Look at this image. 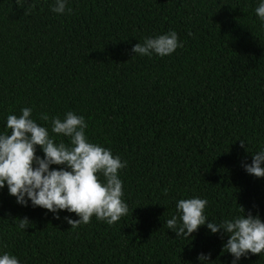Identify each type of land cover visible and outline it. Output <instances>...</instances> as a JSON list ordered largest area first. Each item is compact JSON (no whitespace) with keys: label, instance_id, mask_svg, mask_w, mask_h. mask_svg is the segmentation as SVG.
I'll use <instances>...</instances> for the list:
<instances>
[{"label":"trees","instance_id":"1","mask_svg":"<svg viewBox=\"0 0 264 264\" xmlns=\"http://www.w3.org/2000/svg\"><path fill=\"white\" fill-rule=\"evenodd\" d=\"M258 3L68 0L72 11L56 14L54 0H0V132L8 131L6 116L24 107L49 131L53 116L82 115L88 139L127 162L118 175L128 205L112 225L93 216L72 228L63 217L75 220L74 213L56 219L21 206L5 187L0 251L20 264H197L202 252L210 253L208 264H228L218 234L201 226L189 240L176 238L166 220L177 200L192 196L207 200L210 220L239 206L264 220V177L241 167L264 147ZM169 30L182 44L171 55L131 52L144 37ZM240 264H264V253Z\"/></svg>","mask_w":264,"mask_h":264},{"label":"clouds","instance_id":"2","mask_svg":"<svg viewBox=\"0 0 264 264\" xmlns=\"http://www.w3.org/2000/svg\"><path fill=\"white\" fill-rule=\"evenodd\" d=\"M68 0H54L51 11L70 13ZM255 14L264 26V0H259ZM182 44L177 33L146 36L142 43L132 46L131 52L140 56L160 57L171 55ZM33 109L24 107L20 115L6 116L5 128L0 132V189L7 188L9 195L21 206L40 207L60 219L58 213L66 210L78 218L65 215L63 220L75 228L87 224L91 217L109 225L128 214V205L122 199L123 182L118 172L127 166L111 149L91 142L85 134L88 127L85 118L73 111L63 118L53 116L49 128L32 118ZM43 121H49L41 113ZM54 133L68 139L56 143ZM244 142L241 141L243 147ZM39 148L41 155H37ZM57 166V167H52ZM246 174L264 177V147L251 154V162H241ZM103 177L101 179L100 177ZM207 200L198 196L176 201V214L166 220V227L176 238L189 240L199 227L211 234H218L223 241L221 252L230 255L228 264H240L249 254L264 253V220L252 210L245 212L239 206L238 213L221 220H210L205 214ZM28 219H20L18 227L25 230ZM226 237V239H225ZM197 264L212 261L210 253H198ZM0 264H20L19 259L7 251H0Z\"/></svg>","mask_w":264,"mask_h":264}]
</instances>
